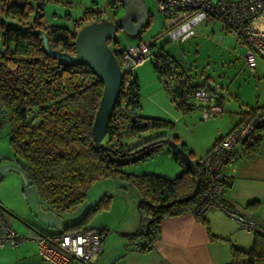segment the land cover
<instances>
[{
    "label": "trees",
    "instance_id": "trees-1",
    "mask_svg": "<svg viewBox=\"0 0 264 264\" xmlns=\"http://www.w3.org/2000/svg\"><path fill=\"white\" fill-rule=\"evenodd\" d=\"M111 2L113 6L120 4L118 0ZM30 11L29 0H0V103L4 107L1 119L10 126L13 155L25 163L26 176L39 201L48 204L56 215L72 211L82 203L87 188L95 180L105 177L127 180L130 188L138 192L140 201L136 206L138 228L126 239L130 246L145 252L158 237L163 219L191 212L200 205L207 184L202 164L194 162V168L187 167L173 153L174 160L183 167L179 177L122 174L120 168L124 165L145 159L160 149L166 136L156 131L166 122L134 115L140 106L139 85L130 70L123 77L106 135L96 145L92 125L103 85L87 66L71 65L45 50L44 37L50 49L75 54L76 31L45 25L41 6L29 23ZM3 17L16 20L19 26H7ZM84 19L93 23L102 16L91 10L85 12ZM81 24L75 22L76 28ZM112 42L113 49L109 48L120 63L127 49H119L113 40L107 41V45ZM148 59L154 60L155 72L176 82L177 106L185 111L193 109L187 102V94L205 82L192 83L183 68L166 55H151ZM263 136L264 123L258 127L257 141L242 151L253 155ZM132 137L138 140L130 144L121 142ZM182 148L192 160L193 153L184 144ZM110 199L109 195L104 196L90 212L107 207ZM84 221L63 230L84 227ZM251 233V247L248 250L232 247L229 264H264V231L255 227Z\"/></svg>",
    "mask_w": 264,
    "mask_h": 264
},
{
    "label": "rangeland",
    "instance_id": "rangeland-1",
    "mask_svg": "<svg viewBox=\"0 0 264 264\" xmlns=\"http://www.w3.org/2000/svg\"><path fill=\"white\" fill-rule=\"evenodd\" d=\"M142 1L149 16L148 25L137 36L118 31L113 39L118 48L128 49L142 42H152L153 46L149 49L151 55L156 57L161 54L173 59L192 83L205 81V85L218 84L225 93L228 92L221 113L216 108L217 111L206 109V102L195 98H188L187 102L192 103L194 108L185 111L177 106L179 97L174 94L176 82L172 77L155 72L154 60L146 59L132 70L139 85L140 105L134 110V115L165 121L166 125L156 132L165 134L167 140L181 147L184 144L192 151L193 162L197 163L210 149L218 129L228 126L235 111L262 105L264 71L260 69L259 59L257 75L244 66L246 48L237 34L226 29L219 20L198 13L168 28L167 18L159 13L155 0ZM29 4V23L34 21L35 10L41 6L45 25L60 26L70 32L76 31V34L90 24L84 19L86 11H99L102 19L118 18L124 13L121 5L117 3L113 6L111 0H29ZM2 19L7 26H19L16 20ZM75 22L82 24L76 28ZM109 47L113 49V42ZM3 112L4 107L0 103V202L17 212L23 226L27 224L30 227L26 236L55 233L61 227L75 225L85 219L87 227H102L101 223L107 226L108 236L113 234L116 240L120 238L117 233L120 228L126 226L129 230L137 224L136 206L140 196L122 178L105 177L93 181L87 188L84 201L62 215L51 212L48 204H40L35 188L26 176L25 163L13 155L9 144L10 126L1 119ZM144 135L146 133L141 136ZM137 140V137H132L121 142L130 144ZM120 171L131 176L156 175L173 179L182 174L183 167L174 160L170 147L163 144L151 156L124 165ZM107 195L111 197L108 206H100L91 213L90 210Z\"/></svg>",
    "mask_w": 264,
    "mask_h": 264
},
{
    "label": "built area",
    "instance_id": "built-area-1",
    "mask_svg": "<svg viewBox=\"0 0 264 264\" xmlns=\"http://www.w3.org/2000/svg\"><path fill=\"white\" fill-rule=\"evenodd\" d=\"M157 9L166 20L168 28L193 15L202 13L208 18L222 22L226 29L237 34L246 48L244 65L254 71L257 60L264 62V0H155ZM113 20V18H110ZM151 42H142L129 47L120 59L124 75L148 59ZM134 50V53H132ZM227 92L218 85L194 88L187 98L205 101L209 110L221 113ZM188 100V99H187ZM192 104V103H191ZM194 105L192 104L191 108ZM217 110H216V109ZM264 123V107L254 108L229 133L216 142L201 159L206 174V187L201 203L190 213L202 219L206 212L219 209L233 218L246 232L251 233L256 222L250 217L234 211L226 202L228 177L225 168L238 159L240 150L253 146L257 141V130ZM101 227H81L63 230L57 234L21 236L0 215V247L17 248L23 242H34L40 257L51 264H97L106 237Z\"/></svg>",
    "mask_w": 264,
    "mask_h": 264
},
{
    "label": "crops",
    "instance_id": "crops-1",
    "mask_svg": "<svg viewBox=\"0 0 264 264\" xmlns=\"http://www.w3.org/2000/svg\"><path fill=\"white\" fill-rule=\"evenodd\" d=\"M259 66L264 71L262 60ZM259 66L256 64L254 75H257ZM202 83L196 82L199 85ZM224 103L225 101L223 106ZM263 106L264 102L262 105L235 111L228 126L218 129L210 148L236 127L247 116L249 110ZM225 173L228 177L225 194L227 204L239 214L254 219L256 229L264 231V136L258 141L253 155L249 156L240 150L238 159L226 166ZM0 214L19 235L26 236L30 232L27 224L22 225L17 212L8 209L1 202ZM101 225L107 231V226L102 223ZM64 228L61 227L58 232L49 234H57ZM137 228L138 221L129 230L126 226L120 228V232H117L120 238L116 240L113 239L115 238L113 234L108 236L106 232L103 252L97 264H229L231 248L248 250L253 237L252 233L246 232L233 218L219 209L206 212L204 219H197L190 212L163 219L158 237L145 252L136 250L134 245L130 246L126 239V235L133 234ZM0 264L51 263L43 260L38 253L37 245L29 241L21 243L17 248L8 245L0 247Z\"/></svg>",
    "mask_w": 264,
    "mask_h": 264
},
{
    "label": "water",
    "instance_id": "water-1",
    "mask_svg": "<svg viewBox=\"0 0 264 264\" xmlns=\"http://www.w3.org/2000/svg\"><path fill=\"white\" fill-rule=\"evenodd\" d=\"M118 1L124 10L123 15L113 20L101 19L82 27L76 35L75 54L54 51L49 48L46 38H43L45 50L49 54L71 65L87 66L103 85L92 125L96 145L100 144L106 135L112 111L119 100L124 77L120 64L107 45V41L113 40L118 31L130 36L140 35L149 18L142 0ZM164 144L168 145L187 167L194 168V162L181 146L167 139L164 140ZM197 187L198 183L195 193Z\"/></svg>",
    "mask_w": 264,
    "mask_h": 264
},
{
    "label": "bare ground",
    "instance_id": "bare-ground-1",
    "mask_svg": "<svg viewBox=\"0 0 264 264\" xmlns=\"http://www.w3.org/2000/svg\"><path fill=\"white\" fill-rule=\"evenodd\" d=\"M132 53H134V50H132Z\"/></svg>",
    "mask_w": 264,
    "mask_h": 264
}]
</instances>
